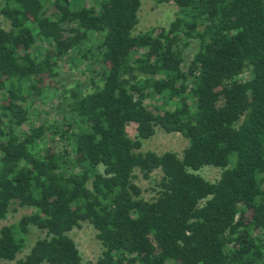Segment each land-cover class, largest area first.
<instances>
[{
  "label": "trees",
  "instance_id": "1",
  "mask_svg": "<svg viewBox=\"0 0 264 264\" xmlns=\"http://www.w3.org/2000/svg\"><path fill=\"white\" fill-rule=\"evenodd\" d=\"M152 1L176 15L133 34L140 0H0V222L30 208L0 224V264H83L82 222L95 264H264V0ZM156 129L180 155L140 150ZM135 171L160 173L151 199Z\"/></svg>",
  "mask_w": 264,
  "mask_h": 264
},
{
  "label": "rangeland",
  "instance_id": "2",
  "mask_svg": "<svg viewBox=\"0 0 264 264\" xmlns=\"http://www.w3.org/2000/svg\"><path fill=\"white\" fill-rule=\"evenodd\" d=\"M176 7L171 2L155 3L152 0H140V5L137 10V23L132 33H137L146 30L149 27L154 26H166L170 20L176 15ZM0 27L7 29L8 22L0 16ZM67 63L64 67H61L59 72L61 78L68 83L73 85V82L81 77L79 72L78 62ZM67 85V84H66ZM51 102L55 103V100ZM47 102L40 105L38 109L39 118L43 121L56 120L58 115L53 111ZM46 110V112H44ZM126 133L129 137H134V126L128 124L126 127ZM186 140L181 137L178 133H164L159 129L148 138L141 140L140 150H150L156 153L163 151H173L177 155L181 154L182 148L185 146ZM200 176L208 181H213L219 176L220 169L213 166H203L196 171ZM135 177L133 178L134 183L140 188L141 196L144 199H151L155 192L152 190L153 180L159 178V172L153 171L149 178H142L141 175L135 171ZM13 207V208H12ZM12 208V209H11ZM7 216L0 224H7L16 221L22 214H26L30 211L27 207H18L14 204L11 205ZM43 234L34 227H30L25 241V246L17 257H22L32 245L33 241L42 236ZM70 237L73 239L76 247L81 256L83 264H95L96 258L100 253V245L98 240L95 238V231L92 227L82 222L79 227L73 228L69 232Z\"/></svg>",
  "mask_w": 264,
  "mask_h": 264
}]
</instances>
